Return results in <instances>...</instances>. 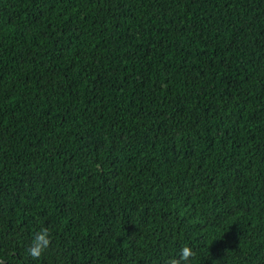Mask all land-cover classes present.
<instances>
[{"label": "trees", "instance_id": "16d2710c", "mask_svg": "<svg viewBox=\"0 0 264 264\" xmlns=\"http://www.w3.org/2000/svg\"><path fill=\"white\" fill-rule=\"evenodd\" d=\"M0 264H264V0H0Z\"/></svg>", "mask_w": 264, "mask_h": 264}, {"label": "clouds", "instance_id": "9594fccd", "mask_svg": "<svg viewBox=\"0 0 264 264\" xmlns=\"http://www.w3.org/2000/svg\"><path fill=\"white\" fill-rule=\"evenodd\" d=\"M41 239H44L45 240V242H46V237L42 234V236H41ZM36 251V254L38 255L39 254V250H35Z\"/></svg>", "mask_w": 264, "mask_h": 264}]
</instances>
